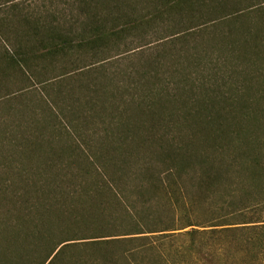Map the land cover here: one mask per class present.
I'll use <instances>...</instances> for the list:
<instances>
[{"label":"trees","instance_id":"trees-1","mask_svg":"<svg viewBox=\"0 0 264 264\" xmlns=\"http://www.w3.org/2000/svg\"><path fill=\"white\" fill-rule=\"evenodd\" d=\"M0 264H264V0H0Z\"/></svg>","mask_w":264,"mask_h":264},{"label":"rangeland","instance_id":"rangeland-1","mask_svg":"<svg viewBox=\"0 0 264 264\" xmlns=\"http://www.w3.org/2000/svg\"><path fill=\"white\" fill-rule=\"evenodd\" d=\"M259 27H261V25H259ZM10 87H9V92L8 93H15V92H17L18 90H20L21 88H22V85H20V84H18V85H15L14 83H11L10 85H9ZM33 99H35L36 100V98H33ZM93 129V131H97V128H95V127H91V128H89V130L88 131H90V130H92ZM67 133V132H66ZM71 136V135H70ZM97 135L95 136V138H94V143H96L97 142ZM67 139H69L68 137H67ZM18 151H19V149H18ZM5 178H7L8 176H4ZM202 218V217H201ZM200 222H205V220H204V218H202V219H200L199 220ZM195 229H198V230H200V231H203V230H205V229H203V228H195ZM188 230H190V229H188ZM187 231V230H186ZM188 241V238H185V237H182V238H178V239H176V241H175V243L176 244H178V245H181V244H184V243H186Z\"/></svg>","mask_w":264,"mask_h":264}]
</instances>
